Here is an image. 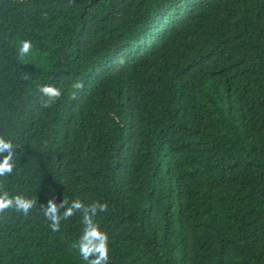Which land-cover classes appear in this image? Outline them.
I'll use <instances>...</instances> for the list:
<instances>
[{
    "label": "trees",
    "instance_id": "trees-1",
    "mask_svg": "<svg viewBox=\"0 0 264 264\" xmlns=\"http://www.w3.org/2000/svg\"><path fill=\"white\" fill-rule=\"evenodd\" d=\"M0 135V264H85L53 197L107 203L109 264H264V0H0Z\"/></svg>",
    "mask_w": 264,
    "mask_h": 264
},
{
    "label": "clouds",
    "instance_id": "clouds-1",
    "mask_svg": "<svg viewBox=\"0 0 264 264\" xmlns=\"http://www.w3.org/2000/svg\"><path fill=\"white\" fill-rule=\"evenodd\" d=\"M30 40H22L17 49L18 58H25L32 50ZM73 88L82 89L83 83H73ZM42 106L47 108L55 103L62 95L61 90L50 84L39 88ZM7 153V155H3ZM16 145L10 139L0 135V177H9L16 167ZM37 200L24 195H10L7 190L0 189V214L8 210L27 217L35 208ZM108 208L106 202L95 201L85 204L80 199L69 201L67 198L57 203L55 197L49 199L47 204H40L43 217L49 222L53 232L60 230L61 222L70 219L77 213L80 214L81 223L84 225L81 236L73 243L72 248L77 250L85 264H109V241L105 232L101 231L95 218L98 213L105 212Z\"/></svg>",
    "mask_w": 264,
    "mask_h": 264
}]
</instances>
